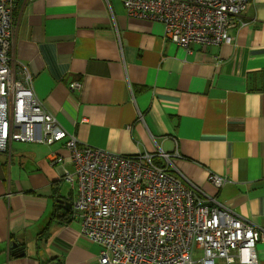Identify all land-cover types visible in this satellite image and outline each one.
Segmentation results:
<instances>
[{"label":"crops","instance_id":"crops-1","mask_svg":"<svg viewBox=\"0 0 264 264\" xmlns=\"http://www.w3.org/2000/svg\"><path fill=\"white\" fill-rule=\"evenodd\" d=\"M13 15L12 54L67 132L156 163L168 152L171 174L260 228L264 264V0L228 28L230 43L189 52L160 22L128 16L122 0H14ZM52 152L68 155L61 142L0 150V264H99L77 218L51 219L68 210L58 200L71 191L72 168L50 164ZM209 172L224 179L219 188ZM11 243L23 255L10 254Z\"/></svg>","mask_w":264,"mask_h":264},{"label":"built area","instance_id":"built-area-1","mask_svg":"<svg viewBox=\"0 0 264 264\" xmlns=\"http://www.w3.org/2000/svg\"><path fill=\"white\" fill-rule=\"evenodd\" d=\"M250 2L122 0L128 16L160 22L164 38L187 52L194 43H230L228 28ZM13 12L14 0H0V150L13 141L63 144L68 155L52 152L48 159L72 166L64 168L71 190L65 199L80 234L98 246V263L258 264L260 228L171 174L168 152L158 151L162 163L148 153L119 154L80 142L58 123L35 95L26 64L12 54ZM208 180L217 188L224 182L213 172Z\"/></svg>","mask_w":264,"mask_h":264},{"label":"trees","instance_id":"trees-1","mask_svg":"<svg viewBox=\"0 0 264 264\" xmlns=\"http://www.w3.org/2000/svg\"><path fill=\"white\" fill-rule=\"evenodd\" d=\"M59 209V208H58ZM71 210H61L60 213L59 211H54L52 214V221H55L59 224L61 223H65L68 222L69 219L71 218V214H70ZM10 247H14V248H10V254H12L13 256H20L23 255V253H19L18 251L22 250L20 248H16V245H14L13 243L10 244ZM22 247V246H21ZM18 249V250H17Z\"/></svg>","mask_w":264,"mask_h":264},{"label":"water","instance_id":"water-1","mask_svg":"<svg viewBox=\"0 0 264 264\" xmlns=\"http://www.w3.org/2000/svg\"><path fill=\"white\" fill-rule=\"evenodd\" d=\"M59 201V203H60V206L63 208V209H70V202L68 201V200H66L65 198H64V200L63 199H59L58 200ZM23 253V252H22Z\"/></svg>","mask_w":264,"mask_h":264}]
</instances>
